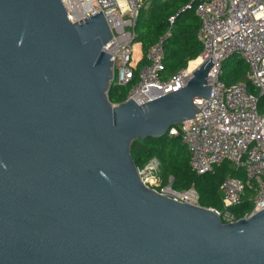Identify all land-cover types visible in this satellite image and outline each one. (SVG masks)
<instances>
[{
    "label": "water",
    "instance_id": "95a60500",
    "mask_svg": "<svg viewBox=\"0 0 264 264\" xmlns=\"http://www.w3.org/2000/svg\"><path fill=\"white\" fill-rule=\"evenodd\" d=\"M112 31L62 0H0V264H264V209L224 222L147 187L133 142L165 137L208 99L186 86L112 104Z\"/></svg>",
    "mask_w": 264,
    "mask_h": 264
},
{
    "label": "built area",
    "instance_id": "2783aa9c",
    "mask_svg": "<svg viewBox=\"0 0 264 264\" xmlns=\"http://www.w3.org/2000/svg\"><path fill=\"white\" fill-rule=\"evenodd\" d=\"M73 23L101 12L113 37L104 47L113 62L112 84L135 83L124 102L134 100L142 105L186 86L192 77L189 65L164 78L165 43L171 32L162 36L146 54L135 43V27L140 12L154 0H62ZM165 1V0H158ZM201 22L198 40L202 51L200 65L210 58L213 67L208 74L211 93L208 99L196 100L200 110L193 119L169 129L170 137L180 136L190 153V168L198 176L215 171L224 162L243 172L246 181L227 176L221 186L222 209L214 210L224 222L238 219L231 209L240 205L248 188L254 186L253 207L244 218L264 209V0H190L182 11L193 9ZM175 17L170 18L171 25ZM135 45L140 50L134 57ZM239 56L249 66L247 79L230 85L221 80L223 63ZM145 57V63L141 64ZM112 85V86H113ZM253 87L257 93L250 91ZM123 103V102H122ZM119 105V104H115ZM161 163L151 159L138 168L142 182L149 188L176 201L200 206L198 191L192 187L176 191L171 185L161 187ZM172 183L173 179H169Z\"/></svg>",
    "mask_w": 264,
    "mask_h": 264
},
{
    "label": "trees",
    "instance_id": "16d2710c",
    "mask_svg": "<svg viewBox=\"0 0 264 264\" xmlns=\"http://www.w3.org/2000/svg\"><path fill=\"white\" fill-rule=\"evenodd\" d=\"M189 3L190 0H154L140 12L135 27V43H141L144 55L162 36L171 32V37L165 43V79L186 68L189 62L196 60L202 51V45L198 40L201 22L196 16L194 8L182 11ZM171 17H175L172 25ZM144 63L145 57L141 64ZM248 72L249 66L243 59L234 56L223 63L221 80L227 85L244 82ZM135 83H137V77L127 86L113 85L108 92L111 103L121 104L124 102ZM250 91L257 93L252 86ZM260 103V110H264V98L260 99ZM131 153L138 168L144 167L152 158H158L162 167L161 187L171 185L174 190L179 192L194 187L200 196V206L209 209H222L220 186L227 176H235L246 181L244 172L236 171L230 162H224L210 174L196 175L190 168V153L180 136L170 137L167 134L159 139L137 140L132 144ZM170 178L173 179L172 183L169 181ZM254 194L255 190L252 185V188L247 189L242 203L231 209L237 219H241L251 212Z\"/></svg>",
    "mask_w": 264,
    "mask_h": 264
},
{
    "label": "bare ground",
    "instance_id": "6f19581e",
    "mask_svg": "<svg viewBox=\"0 0 264 264\" xmlns=\"http://www.w3.org/2000/svg\"><path fill=\"white\" fill-rule=\"evenodd\" d=\"M199 65H200L199 59H196L195 61L190 62V65H189L190 71L194 72L195 69H197Z\"/></svg>",
    "mask_w": 264,
    "mask_h": 264
},
{
    "label": "rangeland",
    "instance_id": "374dc122",
    "mask_svg": "<svg viewBox=\"0 0 264 264\" xmlns=\"http://www.w3.org/2000/svg\"><path fill=\"white\" fill-rule=\"evenodd\" d=\"M139 53H140V50L138 49V45H135V53H134V57L136 58V56H139ZM154 158H156V157H154ZM153 159V158H152ZM158 159V158H157ZM245 169H243V171H244ZM160 177V176H159ZM160 180H161V178H160Z\"/></svg>",
    "mask_w": 264,
    "mask_h": 264
},
{
    "label": "crops",
    "instance_id": "0c3cea01",
    "mask_svg": "<svg viewBox=\"0 0 264 264\" xmlns=\"http://www.w3.org/2000/svg\"><path fill=\"white\" fill-rule=\"evenodd\" d=\"M139 47L141 48V45H139ZM141 50H142V48H141ZM143 53V52H142Z\"/></svg>",
    "mask_w": 264,
    "mask_h": 264
},
{
    "label": "clouds",
    "instance_id": "9594fccd",
    "mask_svg": "<svg viewBox=\"0 0 264 264\" xmlns=\"http://www.w3.org/2000/svg\"><path fill=\"white\" fill-rule=\"evenodd\" d=\"M190 63V62H189ZM244 218V217H243Z\"/></svg>",
    "mask_w": 264,
    "mask_h": 264
},
{
    "label": "flooded vegetation",
    "instance_id": "af4514ba",
    "mask_svg": "<svg viewBox=\"0 0 264 264\" xmlns=\"http://www.w3.org/2000/svg\"><path fill=\"white\" fill-rule=\"evenodd\" d=\"M195 61V60H194ZM192 62V61H191Z\"/></svg>",
    "mask_w": 264,
    "mask_h": 264
}]
</instances>
